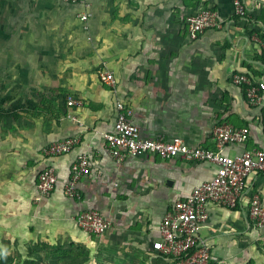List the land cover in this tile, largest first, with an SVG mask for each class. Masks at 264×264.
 Wrapping results in <instances>:
<instances>
[{
  "label": "crops",
  "instance_id": "obj_1",
  "mask_svg": "<svg viewBox=\"0 0 264 264\" xmlns=\"http://www.w3.org/2000/svg\"><path fill=\"white\" fill-rule=\"evenodd\" d=\"M245 24L233 0H90L93 18L67 0H0V264H175L157 251L160 226L174 204L217 173V166L158 157L113 159L105 135L114 131L116 104L133 111L143 138H182L213 149L217 124L249 128L237 156L264 150L263 109L251 106L236 73L264 79V58L253 42L263 33L264 0H243ZM212 9L221 30L196 40L187 17ZM113 75L114 85L100 79ZM82 106L68 105V99ZM79 138L69 154L49 159L45 149ZM93 174L80 183L82 198L65 196L72 166L81 154ZM52 166L58 185L41 196L39 174ZM264 203V175L247 179L236 208L207 206L201 240L211 264H264V228L248 217L252 195ZM99 211L110 230L95 236L76 219Z\"/></svg>",
  "mask_w": 264,
  "mask_h": 264
},
{
  "label": "built area",
  "instance_id": "obj_2",
  "mask_svg": "<svg viewBox=\"0 0 264 264\" xmlns=\"http://www.w3.org/2000/svg\"><path fill=\"white\" fill-rule=\"evenodd\" d=\"M79 4L83 10L78 19L89 29L88 23L93 18L90 0H67ZM234 14L247 24L251 22V12L243 0H233ZM223 27L218 14L212 9L191 13L187 17V32L191 40L209 30H221ZM251 39L257 44L264 58V35L253 32ZM102 82L113 86L112 74L102 72ZM233 84L243 88L251 106L263 109L264 123V79L255 78L249 73H236ZM68 105L82 106L73 98ZM116 122L114 131L105 135V142L110 156L122 162L127 158L158 157L162 160L182 158L188 162H206L217 166L216 175L195 187L190 196L177 201L173 209L166 214L161 226V241L157 251L162 256L172 259L175 264H211L209 246L201 240L202 223L207 220V206L216 204L225 208H236L247 190V179L253 175H264V150H247L237 156H229L226 150L232 145H245L250 139L249 128H236L228 124H217L211 132L213 149L191 147L182 138L171 141L145 139L140 128L131 122L133 111L124 103L116 104ZM80 144L79 138H68L49 145L44 155L54 159L71 153ZM93 174L92 159L88 154L78 156L71 170V177L64 188L66 197L80 200V183ZM58 185L55 169L49 166L39 174L38 191L41 196H49ZM248 217L256 229L264 228V203L260 195L250 199ZM78 227L85 233L101 236L111 228V223L99 211L83 212L76 219ZM224 264V263H220Z\"/></svg>",
  "mask_w": 264,
  "mask_h": 264
},
{
  "label": "trees",
  "instance_id": "obj_3",
  "mask_svg": "<svg viewBox=\"0 0 264 264\" xmlns=\"http://www.w3.org/2000/svg\"><path fill=\"white\" fill-rule=\"evenodd\" d=\"M260 20H261V21L263 22V24H264V10H263L262 13H261Z\"/></svg>",
  "mask_w": 264,
  "mask_h": 264
}]
</instances>
